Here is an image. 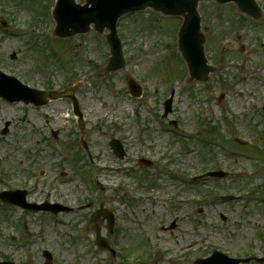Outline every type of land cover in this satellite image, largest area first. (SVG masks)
I'll return each instance as SVG.
<instances>
[{"label": "rangeland", "instance_id": "1", "mask_svg": "<svg viewBox=\"0 0 264 264\" xmlns=\"http://www.w3.org/2000/svg\"><path fill=\"white\" fill-rule=\"evenodd\" d=\"M39 3L50 0H0V24H8L0 29V69L41 90L84 82L78 99L92 162L85 168L67 101L36 109L0 99V192L26 189L28 202L75 208L57 216L0 208V262L42 264L44 250L54 264H195L214 251L264 258V161L239 146L264 152V17L253 21L234 4L202 3L206 57L218 69L198 83L174 46L180 19L151 10L122 18L127 69L102 76L105 39L92 32L56 42L50 17L34 22ZM257 3L264 10V0ZM128 76L143 86L142 99L130 97ZM113 139L123 144V160L109 146ZM218 170L229 177L190 185ZM101 208L116 219L113 236L100 222L115 258L95 245L91 219Z\"/></svg>", "mask_w": 264, "mask_h": 264}, {"label": "water", "instance_id": "2", "mask_svg": "<svg viewBox=\"0 0 264 264\" xmlns=\"http://www.w3.org/2000/svg\"><path fill=\"white\" fill-rule=\"evenodd\" d=\"M202 1H215L218 4L234 2L242 12L256 19L261 16L254 0H87V5L84 7L76 5L74 0H59L53 12V18L57 23L54 35L59 38H72L80 33H88L92 24L95 30L100 33L104 32L105 29L110 30L111 33L107 39L112 58L108 72H114L125 68L122 45L116 30L118 20L126 14L151 8L167 16L183 18L179 32V49L187 63L190 76L199 82L208 81L210 73L216 69L208 66L205 56L206 38L201 30V18L198 12L199 3ZM129 84L132 94L140 96L141 91L136 84L132 82ZM77 91V87L70 88L65 92L37 91L22 85L16 78L8 77L0 71V97L10 103L23 101L26 104L32 103L36 106L46 105L51 100L71 99L75 106V115L80 118V123L84 129L83 117L75 98ZM171 101L166 103V115L171 110ZM112 147L120 158L124 157L122 146L118 141H113ZM24 195L23 193L21 201L12 202L30 208L24 202ZM97 237L100 248L110 250L108 242L102 240L99 231ZM46 257L49 260L48 264H51L50 255L46 254ZM240 262L216 253L208 260H200L199 264H239Z\"/></svg>", "mask_w": 264, "mask_h": 264}]
</instances>
